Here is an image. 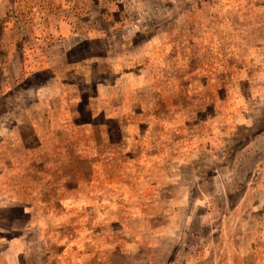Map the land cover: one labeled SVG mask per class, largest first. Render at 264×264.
Segmentation results:
<instances>
[{"label": "rangeland", "instance_id": "1", "mask_svg": "<svg viewBox=\"0 0 264 264\" xmlns=\"http://www.w3.org/2000/svg\"><path fill=\"white\" fill-rule=\"evenodd\" d=\"M27 2L0 264H264V0Z\"/></svg>", "mask_w": 264, "mask_h": 264}, {"label": "crops", "instance_id": "2", "mask_svg": "<svg viewBox=\"0 0 264 264\" xmlns=\"http://www.w3.org/2000/svg\"><path fill=\"white\" fill-rule=\"evenodd\" d=\"M31 8L32 7L27 2V0H0V23H2L4 27L7 26L6 29H8L10 26V20L14 21V18L16 19V16H18L20 19L22 18L26 22H29L28 20L32 21L33 14L30 12ZM19 13H22L24 16L20 15ZM36 20L40 21L41 17L37 16ZM11 32H14L13 29ZM36 40L41 41L42 39Z\"/></svg>", "mask_w": 264, "mask_h": 264}]
</instances>
